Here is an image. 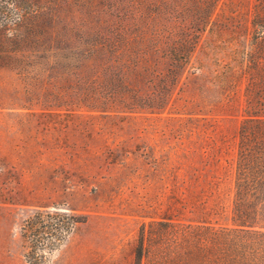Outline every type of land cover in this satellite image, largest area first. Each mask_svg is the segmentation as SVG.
Here are the masks:
<instances>
[{
	"label": "rangeland",
	"instance_id": "374dc122",
	"mask_svg": "<svg viewBox=\"0 0 264 264\" xmlns=\"http://www.w3.org/2000/svg\"><path fill=\"white\" fill-rule=\"evenodd\" d=\"M52 1L34 53L0 35V264H28L19 225L36 208L81 219L46 264H132L139 224L169 210L196 217L205 207L224 221L244 81L229 63L248 33V0L219 1L212 17L223 26L199 35L171 80L149 38L122 45L114 32L162 34L157 5ZM106 29L119 40L110 47Z\"/></svg>",
	"mask_w": 264,
	"mask_h": 264
},
{
	"label": "trees",
	"instance_id": "16d2710c",
	"mask_svg": "<svg viewBox=\"0 0 264 264\" xmlns=\"http://www.w3.org/2000/svg\"><path fill=\"white\" fill-rule=\"evenodd\" d=\"M219 1L146 0L144 7L157 5L168 17L163 33L145 36L136 30L131 37L118 25L114 32L122 45L132 38L136 43L137 39L149 38L151 51L167 60L165 75L171 80L193 51L199 35L206 28L223 26L212 17ZM16 2L0 0V35L8 40L12 51L22 50L29 55L42 34L40 18L51 13H44V0H18L21 10L14 11L10 18L6 9L11 7L7 4ZM224 5L230 8L233 4ZM233 8L226 18L237 32L241 19L238 7ZM245 9L248 33L244 43L237 42L235 57L229 63L230 74L244 81L225 220H211L205 215L210 208L205 207L200 211L203 215L196 217H179L170 210L157 213L139 224L132 264H264V0H248ZM136 12H140L139 7ZM112 34L106 29L103 47L118 40L111 39ZM118 52L123 53L117 48ZM212 208L211 213L217 214V205ZM79 221L74 213L59 208H36L24 217L19 233L26 242L23 255L27 263L46 264L47 255Z\"/></svg>",
	"mask_w": 264,
	"mask_h": 264
}]
</instances>
